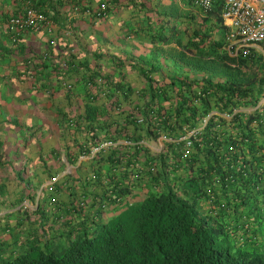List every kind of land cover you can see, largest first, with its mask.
Instances as JSON below:
<instances>
[{
  "label": "trees",
  "instance_id": "trees-1",
  "mask_svg": "<svg viewBox=\"0 0 264 264\" xmlns=\"http://www.w3.org/2000/svg\"><path fill=\"white\" fill-rule=\"evenodd\" d=\"M27 3L52 21L60 18L52 8L23 0L24 6ZM73 4L94 18L108 14L111 4H122L130 9L128 33L155 44L174 40L182 51L172 54L170 72L160 74V79L150 75L159 68L150 62L139 88L92 69L84 80L86 99L106 97L113 103L62 112L60 134L68 137L75 132L72 142L78 153H91L105 138L118 141L94 152L91 177L100 180L96 165L101 160L116 162L123 177L115 182L110 174L109 186L93 196L77 194L67 184L71 176L67 173L63 184L43 186L36 207L22 204L24 198L35 200L37 186L25 176V169L14 168L15 158L2 160V155L14 154L24 133L34 130L0 121V167L5 163L12 167L0 169V204L21 203L11 212L12 225L0 222V264H264V218L253 205L264 200V100L254 109H241L255 106L264 95V60L253 52L232 57L223 49L227 30L220 0L209 10L199 8L205 14L199 21L189 12L182 26L175 15L148 7L144 0H101L94 9L84 0ZM28 29L33 28L23 30ZM66 55L55 73L60 81L73 66ZM249 62L257 65L256 76L243 70ZM134 89L148 97L143 110L135 102L139 108L131 106L124 116L123 123L131 122L134 133H125V126L109 128L106 118L122 112L120 99H128ZM192 129L196 131L189 136L190 145L176 139ZM161 131L176 140L166 141L159 155L148 154L138 164L139 154L145 155L148 147L137 139L141 134L156 137ZM10 135L16 138L11 140ZM124 139L134 141L128 145H137L141 152L135 150V156L124 160L112 156ZM75 158L70 151L68 162ZM130 163L138 170L129 179ZM7 180L14 182L12 192L18 193L13 200L8 198Z\"/></svg>",
  "mask_w": 264,
  "mask_h": 264
},
{
  "label": "crops",
  "instance_id": "crops-1",
  "mask_svg": "<svg viewBox=\"0 0 264 264\" xmlns=\"http://www.w3.org/2000/svg\"><path fill=\"white\" fill-rule=\"evenodd\" d=\"M33 1L38 5L58 11L60 18L52 21L50 31L43 26L21 30L18 38L13 40L7 30L6 20L11 15L22 11L23 0H0V121L4 119L2 124L5 126L16 122L12 125L13 127L14 125L29 126L32 131L34 130V134L31 135L25 132L23 138L19 140L20 147L15 150L14 154L10 151L6 155L3 154L2 160L15 158L17 164L14 168L25 169V176H30L34 187L37 186L34 201L27 198L21 201L22 204L32 208L36 207L43 186L53 181H56L58 185L61 184L67 173L71 175L67 184H70L77 194L88 192L92 196L93 193L101 192L109 186L107 176L110 174L114 176L115 182L123 177L124 173L120 167H114L116 162L101 160L96 165L100 171V180L92 179L91 162L94 153L80 154L77 152L72 142L74 131L69 133L68 137L60 134L59 121L62 112L76 109L85 111L89 104L97 103L107 106L110 102L113 103L111 100L109 102L106 97H98L99 99L93 102L86 99L84 80L92 73L91 70L95 69L115 79L124 78L130 85L139 88L144 83V68L149 67L150 62L158 63L159 68L152 70L150 75L159 78L163 72H170L167 65L171 62L172 54L182 51L181 44L174 40L164 44H155L146 38L137 37L134 33H128L130 9L122 4H111L113 8L108 14L94 18L89 15V12L82 11L78 5L73 4L74 0ZM144 1L147 6L175 15L181 26L184 17L189 12H191L190 16L193 12L198 21L200 16L205 15L199 8L189 5L186 0ZM84 2L86 6L94 9L101 0H84ZM215 30L219 31L216 27ZM65 55L68 63L72 62L73 66L66 70V76L63 79L65 82H63L55 73L59 69L58 64L65 59ZM129 61L138 64L130 66ZM65 83L70 84L71 87L68 88ZM147 100L148 97L143 98L138 89H134L128 99H120L119 109H123L122 112L112 113L106 118L105 121H111L108 127L125 126V133H134V126L131 122L123 123L124 116L130 111L131 106L142 108ZM135 102H138L139 106L134 105ZM241 109L254 108L248 106L241 107ZM222 115L229 116L230 114L222 113ZM205 121L206 118L203 119L202 125ZM141 135L142 137L137 141L147 146L148 151L145 155L139 154L138 164H143L148 154L159 155L170 137L164 131L159 132L156 137ZM26 136L28 139H25ZM9 137L11 140L16 138L12 135ZM136 148L139 147L123 142L122 145H117L112 156L116 157L117 154L121 160H124L129 156H135ZM70 151L76 155L73 162L67 160ZM137 151L141 152L139 149ZM130 164L133 167V176L130 174L129 179L134 178L135 171L138 170L134 168L136 164ZM0 169H12V167L5 163ZM49 174L56 175V178H49ZM6 185L11 192L8 198L13 200L18 196V193L12 192V189H15L14 182L7 180ZM24 194L19 193L23 197ZM20 204L14 206L0 204V216L16 212ZM257 208L262 209L264 218V200L258 203ZM10 215H12L10 218L9 216L2 217L0 222L12 225L15 213ZM4 236L8 237V233L6 232Z\"/></svg>",
  "mask_w": 264,
  "mask_h": 264
},
{
  "label": "built area",
  "instance_id": "built-area-1",
  "mask_svg": "<svg viewBox=\"0 0 264 264\" xmlns=\"http://www.w3.org/2000/svg\"><path fill=\"white\" fill-rule=\"evenodd\" d=\"M216 1L192 0V3L202 10H209ZM220 4V15L223 22L229 26L228 34L235 41L239 40V44H243L240 54L242 56H249L251 52L255 54V51H262L264 53V0H220ZM52 25L53 23L49 16L28 3L24 6L20 14L10 16L6 23V27L9 29L13 39L24 28H40L43 26L50 31ZM262 101L260 99L253 108L259 106ZM141 120L142 118L140 116L138 121ZM196 129H192L176 139H184L185 144L190 145L191 141L189 136ZM168 140H172V138L168 137ZM123 142L131 143L129 139H124ZM115 143L116 140L105 138L97 145H94L91 152L105 150L107 147L115 145Z\"/></svg>",
  "mask_w": 264,
  "mask_h": 264
},
{
  "label": "rangeland",
  "instance_id": "rangeland-1",
  "mask_svg": "<svg viewBox=\"0 0 264 264\" xmlns=\"http://www.w3.org/2000/svg\"><path fill=\"white\" fill-rule=\"evenodd\" d=\"M223 24L226 26V32H225V36H224V44H223V49L232 57H239L241 56L240 51L241 48L243 47V44H239V40L235 41V39H233L232 37H230L229 33V26L223 22ZM255 54L258 56L256 58L261 57L264 60V53L262 51H255ZM243 70L245 71V73H247V75L250 73L254 76H256L257 74V70L258 67L256 64L254 63H247L246 65H243ZM261 72V71H260ZM262 100H264V95L261 97ZM260 228V227H259ZM262 243L264 242V239L262 238Z\"/></svg>",
  "mask_w": 264,
  "mask_h": 264
},
{
  "label": "clouds",
  "instance_id": "clouds-1",
  "mask_svg": "<svg viewBox=\"0 0 264 264\" xmlns=\"http://www.w3.org/2000/svg\"><path fill=\"white\" fill-rule=\"evenodd\" d=\"M254 206H255V209H254V211H257V210H259V211H261L262 212V209L261 208H257V205L258 204H253Z\"/></svg>",
  "mask_w": 264,
  "mask_h": 264
}]
</instances>
